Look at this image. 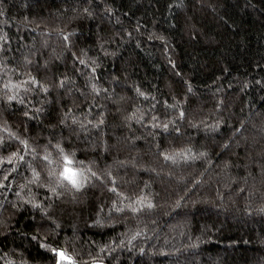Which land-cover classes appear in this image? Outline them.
<instances>
[{
    "label": "trees",
    "instance_id": "1",
    "mask_svg": "<svg viewBox=\"0 0 264 264\" xmlns=\"http://www.w3.org/2000/svg\"><path fill=\"white\" fill-rule=\"evenodd\" d=\"M0 13V264H264V0ZM58 142L100 179L50 192Z\"/></svg>",
    "mask_w": 264,
    "mask_h": 264
},
{
    "label": "snow or ice",
    "instance_id": "2",
    "mask_svg": "<svg viewBox=\"0 0 264 264\" xmlns=\"http://www.w3.org/2000/svg\"><path fill=\"white\" fill-rule=\"evenodd\" d=\"M85 12H87V9H85ZM81 63H83V61H81ZM61 86H63V84H61ZM5 87H7V85ZM45 91H47V89H45ZM13 98L14 97L12 96L8 97L9 100H12ZM25 115H27V113H25ZM181 115H183V113ZM75 122L76 121L74 120L73 123ZM100 123H103V121ZM21 143H23L27 149V142L21 141ZM55 148L58 151V158H53L52 154L47 152V148L45 149V155L42 157L43 161L46 162V165L49 166L47 174L49 177V184L51 185L49 187L50 192L56 194L59 189L63 188L65 190L72 191L73 193H78L85 187L91 178L100 179L97 173L92 171L90 166L86 167L83 161H77L75 159V152H66L64 147L59 142L55 145ZM12 155L16 156V153H13ZM201 155H203V153H201ZM165 159H172V157L165 156ZM19 160L23 161L24 157L20 156ZM9 163H11V159H9ZM33 176L38 179L40 177V173L33 169ZM7 178L8 177L6 175L4 179L7 180ZM53 180L54 184H52ZM113 185H115V181H113ZM0 186H3L2 181H0ZM109 190L117 192L115 186ZM117 194L119 195V193ZM17 195L19 196L20 194L17 193ZM27 202L31 203V201ZM177 205H179V201H177ZM32 206L39 207V205L35 203H33ZM128 207L132 212L139 211L138 208L132 206L131 204H129ZM148 207L151 208L152 204H149ZM116 211L119 212L122 211V209L116 208ZM137 235H139V233H137ZM33 239H36V237L34 236ZM40 247L46 249L49 248L48 245L43 243ZM50 251L58 257L56 264H64V262H67V264H77V261L72 256L68 255L65 249L51 248ZM141 251L143 250L141 249ZM93 264H96L95 259L93 260Z\"/></svg>",
    "mask_w": 264,
    "mask_h": 264
},
{
    "label": "rangeland",
    "instance_id": "3",
    "mask_svg": "<svg viewBox=\"0 0 264 264\" xmlns=\"http://www.w3.org/2000/svg\"><path fill=\"white\" fill-rule=\"evenodd\" d=\"M64 264H67V262H64Z\"/></svg>",
    "mask_w": 264,
    "mask_h": 264
}]
</instances>
